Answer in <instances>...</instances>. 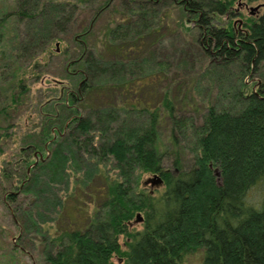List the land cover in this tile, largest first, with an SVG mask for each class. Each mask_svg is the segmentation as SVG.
I'll list each match as a JSON object with an SVG mask.
<instances>
[{
	"label": "trees",
	"instance_id": "obj_1",
	"mask_svg": "<svg viewBox=\"0 0 264 264\" xmlns=\"http://www.w3.org/2000/svg\"><path fill=\"white\" fill-rule=\"evenodd\" d=\"M81 1L16 0L14 8L0 13V55L9 19L29 24L16 32L17 45L8 54L13 55L6 64L13 76L9 105L19 96L12 92L22 78L18 58L37 61L38 52L56 38V29L63 30L58 21L70 18L67 5L73 11ZM108 1L80 34L89 33L90 22ZM153 1L127 5L132 12H120L99 46L78 39L82 45L68 64H75L81 79L68 96H61V107L65 115L76 113L72 106L77 104L81 110L56 130L51 116H44L43 158L32 164L37 155L31 152V162L0 168L3 200L24 231L48 230L42 211L49 207L60 214L64 203L56 184L68 187L74 173L70 195L76 200L60 215L67 224L40 233L38 264H111L114 254L122 255L124 264H180L198 249L197 264H264V11L248 13L237 27L231 19L233 0H172L201 22V51L216 54L204 71L217 82L208 78L207 99L197 117L185 111L186 105L180 108L168 88L157 101L139 94L143 82L133 75L138 72L131 63L139 40L157 28V19L147 20L155 11L147 3ZM221 15L227 19L218 25ZM131 39L138 42L131 44ZM249 73L257 79L244 80ZM52 116L59 119L55 111ZM186 151L189 165L183 164ZM101 162H110L113 172L101 169ZM79 170L81 181L75 176ZM145 172L159 174V192L146 190L140 179ZM84 186L93 197L90 209L76 198L75 190ZM136 212L142 215L139 229L131 227ZM119 235L125 236L126 249Z\"/></svg>",
	"mask_w": 264,
	"mask_h": 264
},
{
	"label": "rangeland",
	"instance_id": "obj_2",
	"mask_svg": "<svg viewBox=\"0 0 264 264\" xmlns=\"http://www.w3.org/2000/svg\"><path fill=\"white\" fill-rule=\"evenodd\" d=\"M140 1L142 0H109L107 7L98 13L93 22H90L91 27L87 35L80 34L81 29L86 26L91 15L101 8L107 0H83L76 3L73 11H71L72 6L68 4L66 10L69 12L70 18L67 16L58 21L57 24L60 23L63 30L56 29V38L49 42V46L46 45L45 51L36 53L37 61L32 60L29 63V59L23 56L18 58L19 61L17 60L16 63L23 64L22 78L12 90L16 94L19 92L18 101L11 105L8 103H10L9 95L13 76L10 75V68L6 64L13 59V55L9 56L8 54H11L10 47L17 43L16 32L20 29H26L29 24L22 20L18 21L16 18L9 19L3 37L4 51L0 55V168L2 166L17 168L19 161L23 164L26 163L24 160H28V163L31 162L33 159L31 152L39 151L42 155L45 153L41 143L44 116H51L52 129L56 130L61 129L63 120L64 124L67 123L70 115L73 116L81 110V107L75 103L77 105L72 107L76 109V113L65 115L61 107V96H68L67 93L75 90L77 82L81 79L80 74L74 71L75 64H68L69 60L76 57L79 47L82 45L78 39L82 41L87 39L89 43L99 46L104 40L106 28L118 19L120 12L128 16L132 11H127V5L130 8L139 7ZM153 2L147 3L151 8H155L154 14H150L147 20L153 23L157 19V28L145 40H139L141 47H139V51L133 52L135 59L131 63L135 68L134 72H138L137 75H135L136 73L133 75L143 82L139 88V94L143 98L157 101L161 92L168 88L171 95L175 96V102L180 108L186 105L184 107L186 112L199 117L197 112L199 109H203L207 99L209 79L217 82L213 76L210 77L208 71L207 73L204 71V66L209 59H216V54L213 51L207 56L201 51L199 46L201 26L198 25L201 22L197 21L198 18L195 20V17L183 9L181 4L174 3L172 0H155ZM259 2H264V0L250 2L233 0L232 23L241 27L243 17L250 13L249 6ZM15 4L16 0H0V13L11 10ZM263 11L264 6H261L254 13L260 14ZM133 16L135 19L136 15ZM226 19L225 16H218L216 23L223 25ZM139 20L138 18L137 21ZM56 41L57 46L55 45ZM128 42L133 44L138 41L131 39ZM138 65L141 70L137 68ZM260 70L264 71V64L260 66ZM257 77L258 75L252 76L249 73V76H244V80L250 82ZM211 87L210 90L212 91L213 86ZM189 102L197 106L198 111H195L196 109L190 106ZM54 111L55 114L59 115L58 120L52 118ZM48 113L50 114L48 115ZM189 152L186 151L184 154V165L190 163L191 153ZM164 164L169 163L165 162ZM98 165L103 170L110 168V171L113 172L110 162L107 165L103 162ZM28 167L26 166V168ZM81 173L82 170H79L75 174L80 181ZM15 174L13 179L17 183L18 179ZM73 174L69 176L68 187L64 182L56 184L58 188L56 192L64 203L59 208L60 214L57 216L56 211L51 210L50 212L49 207L44 206L47 210L45 208L42 211V218L46 221L42 224L43 228H48V230H34L31 227L24 231L21 222L13 217L15 215H12L5 203L6 201L3 200V191L0 192V264H32L33 261L38 264L40 262V248L43 244L40 233L48 234L59 231L53 230V228L59 229L67 224L64 217H60V215H62L65 205L71 206L76 200L73 195H70L75 187ZM42 176L47 178L45 174ZM150 176L151 173L145 172L142 173L140 179L144 180ZM0 179H3L1 175ZM86 182L81 184L85 185ZM145 188L151 193H157L162 189V184H152L147 181ZM86 189H88L87 186H84L83 190L76 189L75 193L77 194L76 198L84 202L90 209L91 204L89 202L93 200V197ZM131 227L141 228L142 221H136L133 217ZM124 240L125 236L119 235L118 241L122 249H126ZM27 253L31 256L29 257ZM200 257L201 251L198 249L185 254L180 264H197ZM110 260L111 264H124V257L119 254L112 255Z\"/></svg>",
	"mask_w": 264,
	"mask_h": 264
},
{
	"label": "water",
	"instance_id": "obj_3",
	"mask_svg": "<svg viewBox=\"0 0 264 264\" xmlns=\"http://www.w3.org/2000/svg\"><path fill=\"white\" fill-rule=\"evenodd\" d=\"M261 6H264V2H259V3L255 4V5L249 6V8H248L249 12L253 13L255 10H258ZM34 155H37V157H35V159H34L32 164H34L37 161L38 157L39 158H43L41 152H38V153L34 152ZM28 169H29V167L27 168V170ZM215 172H217L216 169H215ZM147 181H149L152 184L153 183H155V184H161L162 183V179H161V177L159 176L158 173H152L150 177L145 178L143 180V183L146 184ZM135 220L136 221H141L142 220V215L140 214V212H136Z\"/></svg>",
	"mask_w": 264,
	"mask_h": 264
},
{
	"label": "flooded vegetation",
	"instance_id": "obj_4",
	"mask_svg": "<svg viewBox=\"0 0 264 264\" xmlns=\"http://www.w3.org/2000/svg\"><path fill=\"white\" fill-rule=\"evenodd\" d=\"M19 248H21V247H19ZM22 249V248H21ZM24 250V249H23Z\"/></svg>",
	"mask_w": 264,
	"mask_h": 264
}]
</instances>
